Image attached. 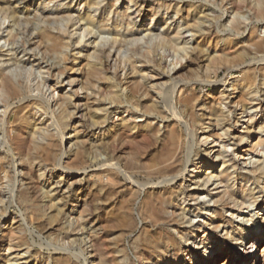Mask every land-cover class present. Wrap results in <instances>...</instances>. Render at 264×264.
I'll return each mask as SVG.
<instances>
[{
	"label": "bare ground",
	"instance_id": "1",
	"mask_svg": "<svg viewBox=\"0 0 264 264\" xmlns=\"http://www.w3.org/2000/svg\"><path fill=\"white\" fill-rule=\"evenodd\" d=\"M34 1L0 0V264H264V0Z\"/></svg>",
	"mask_w": 264,
	"mask_h": 264
},
{
	"label": "rangeland",
	"instance_id": "2",
	"mask_svg": "<svg viewBox=\"0 0 264 264\" xmlns=\"http://www.w3.org/2000/svg\"><path fill=\"white\" fill-rule=\"evenodd\" d=\"M45 0H37V1H34L33 2V4H32V8L33 9H35L37 6H35L36 5V2H38L39 4H41V3H43ZM64 0H59V2H52L51 4H50V8H55L56 6L55 5H57V4H61V3H63V4H67V3H69V0H65V2H63ZM195 1H197V0H195ZM57 3V4H56ZM44 4V3H43ZM55 4V5H54ZM120 7H123V6H127V2H120ZM228 8H231V5H228L227 6ZM72 9H74V12H77V10H79L80 9V11L82 12V13H84L85 12V10L84 9H86V8H83L82 6H73L72 7ZM219 9V8H218ZM218 9H216V10H218ZM92 11H93V9H92ZM203 11H205L206 13H209L210 11H208V8H204L203 9ZM165 15V13L163 14V16ZM230 15H231V13H227V14H224V16L222 17V19L218 22L219 24H218V26H221V25H223L225 22H228V20H230ZM245 15L246 16H250L249 15V13H245ZM244 15V16H245ZM135 16V15H134ZM168 16V17H167ZM170 16H174V12L172 11V10H170L168 13H166V17L169 19L170 18ZM248 17H246V19H248ZM137 18V17H136ZM166 18V19H167ZM211 18H212V15H211ZM137 21H139V18H137L136 19ZM178 21H181V20H178ZM8 23V22H7ZM7 23L4 25L5 27L7 26ZM3 26V29L5 28ZM152 26L153 27H157L158 28V31H161V30H163V27H161V22H155V23H153L152 24ZM251 26V25H250ZM249 26V27H250ZM223 27V26H222ZM249 27H248V29L247 30H249ZM162 28V29H161ZM223 33V32H222ZM221 33V34H222ZM226 32H224L223 34H225ZM189 34V33H188ZM262 34H264V32L262 31ZM190 35V34H189ZM245 36H246V34L245 35H242L241 36V40L243 41L244 39H245ZM6 46H7V44H6ZM237 73V72H236ZM239 73V74H238ZM238 73H237V75H239V77H238V79H240L242 76H241V73L238 71ZM228 75V70L227 69H225V68H223L221 71H220V76H219V80L218 81H220L221 79L223 80L224 78H226V77H228L227 76ZM51 82H49L50 84H54L55 82H54V80L52 79V80H50ZM54 82V83H53ZM218 86V87H217ZM60 89H64V91H70L69 89H70V87H66V86H64V87H62V88H60ZM220 89V87H219V84H216L214 87L212 86V85H207V84H198V86H197V88H196V93H202V94H207L208 92H210L211 90H212V92H217V90H219ZM262 98H264V96H261V99ZM251 113H253V112H251ZM256 113H259V115H258V118L261 116V114L263 113V112H261V109H259L258 110V112H256ZM123 114H127V113H125V112H123ZM116 116V114H112V119H114V117ZM117 117V116H116ZM115 117V118H116ZM240 127H244L245 126V122H243V120L242 121H240ZM239 127V128H240ZM107 128V126H105L104 128H99V129H95L94 131H95V135H96V137L97 136H100V135H102L103 134V132L105 131V129ZM209 129V128H208ZM1 135V134H0ZM262 135H264V134H262ZM2 136H0V140L2 141ZM67 139H65V141H66ZM0 141V142H1ZM214 144H211V145H209L208 146V149H213V148H216V150H217V148H219L218 146H213ZM215 152V149H214V151H213V153ZM4 152H3V148H1L0 147V167L2 168V167H5L6 169H7V167H6V165H8L7 164V161L6 160H4V159H2V157H3V154ZM261 155V154H260ZM259 158H261V156H254L253 157V163L255 162V164H256V162H257V160L259 159ZM72 159H71V157L70 158H68V159H66V161H68V162H70ZM253 163H251V164H249L247 167H246V169H244V170H250L251 168H252V165H253ZM218 164V163H217ZM1 168H0V172H1ZM97 167H90V168H88L87 169V171H86V173L84 172V171H80V173H82V174H79L78 176H75L74 177V179L73 180H80L79 181V183H82V181H83V183L84 182H86L85 181V179H87V178H92V177H95L94 175H92V174H94V172L96 171L95 169H96ZM61 173V171L59 170V169H57L56 170V172H55V174H54V177H53V179H52V182H55V181H57L58 179H59V177H60V174ZM0 175L2 176L3 175V173L1 174L0 173ZM5 176V175H4ZM66 177V175H64V178ZM85 177H87V178H85ZM9 180L8 178H6V177H4V179L3 180H5L6 182H7V180ZM8 183H9V181H8ZM8 183H5V184H8ZM188 183H190V181H188ZM11 184H12V182L11 183H9V185H10V187H11ZM9 185H6L5 186V189L7 190V192H8V190L10 189V187H9ZM79 186V185H78ZM8 187H9V189H8ZM4 189V191H6ZM222 188H220V190H221ZM3 196V197H2ZM205 196V195H204ZM1 198H5V196L4 195H1L0 196ZM212 197H211V195H209V196H206V197H204L203 199L205 200V201H207V204H206V206H204L205 208L207 207V205H212V203H209V200L211 199ZM74 199H75V196H73L71 199H70V204H72L73 202H75L76 204L73 206L74 208H78V204L79 203H81V198L78 200V201H74ZM190 202V203H189ZM189 202H186L184 205H181V206H183V207H185L187 204H189L188 205V210L187 211H190V209L192 208V210H194L195 209V201H189ZM197 203V202H196ZM182 204V203H181ZM4 206H5V208H6V206H8L6 209H8V210H6L5 208H4ZM3 207V208H2ZM191 207V208H190ZM0 209L2 210V209H5L6 211H8V215H6V218H7V216L8 217H10L11 216V219H10V221H9V223H11V221H12V218L14 217V212H20V209H19V207H17V206H14V204L13 205H11V203H9L8 204V202L6 203L5 202V204H1L0 203ZM0 210V211H1ZM15 210V211H14ZM259 210H253V212H251L250 214L251 215H254V214H256L255 216H257V212H258ZM200 212V211H199ZM207 211H205L204 210V213H206ZM212 212V211H211ZM2 211H1V213H0V215H2ZM261 213V212H260ZM191 215H195V214H191ZM76 216H78V214H77V212H73L72 213V217H76ZM209 216V215H208ZM239 216H240V223H243V220H242V218H243V216H244V214H241V213H239ZM262 216V214H260V217ZM199 220H201V221H203L204 220V217H197L196 218V221L195 222H197V221H199ZM89 226H91L90 224L88 225V227ZM202 231H204V228H202ZM33 232H34V230H33ZM33 234H34V236H33ZM38 235H37V233H36V230H35V232L34 233H32L31 235H30V238L32 239V240H34V241H36V245L41 241L40 240V238H38L37 237ZM54 236V235H53ZM202 238V236H200L199 237V239H198V241L200 240ZM45 242H47V240L46 239H43L42 241H41V243H44L45 244ZM47 245V243L45 244V247H47L46 246ZM37 248H39V245H37ZM47 248H49V247H47ZM80 251L79 250V248H77L75 251H76V253H80V252H78V251Z\"/></svg>",
	"mask_w": 264,
	"mask_h": 264
}]
</instances>
